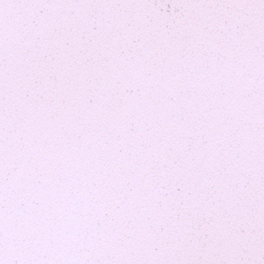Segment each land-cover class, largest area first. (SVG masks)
<instances>
[{"label": "snow or ice", "instance_id": "snow-or-ice-1", "mask_svg": "<svg viewBox=\"0 0 264 264\" xmlns=\"http://www.w3.org/2000/svg\"><path fill=\"white\" fill-rule=\"evenodd\" d=\"M0 264H264V0H0Z\"/></svg>", "mask_w": 264, "mask_h": 264}]
</instances>
